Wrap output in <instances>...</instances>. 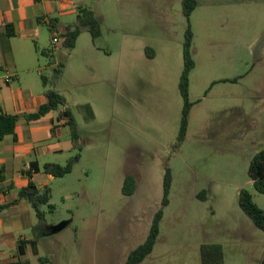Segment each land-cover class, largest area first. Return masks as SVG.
<instances>
[{
  "label": "rangeland",
  "instance_id": "374dc122",
  "mask_svg": "<svg viewBox=\"0 0 264 264\" xmlns=\"http://www.w3.org/2000/svg\"><path fill=\"white\" fill-rule=\"evenodd\" d=\"M182 1L82 0L95 12L101 35L93 39L82 27L73 49L54 44L44 28L43 41L54 52L44 70L48 88L66 98L81 157L70 174L49 181L54 210L41 206L45 220L33 210V224H12L13 233L0 239V262L10 261L20 238L29 237L38 240L28 246L30 264H47L42 258L123 264L162 209L156 245L141 264H202L203 248L212 244L221 245L225 264H264V232L239 205V193L247 189L264 210V194L248 176L252 158L264 149V57L258 46L264 0H198L189 20ZM69 15L64 22L75 23ZM189 25L192 109L178 145ZM77 153L65 150L61 164ZM167 168L173 181L163 207ZM128 176L137 184L129 196L123 193ZM64 222L69 225L59 232H40Z\"/></svg>",
  "mask_w": 264,
  "mask_h": 264
},
{
  "label": "crops",
  "instance_id": "0c3cea01",
  "mask_svg": "<svg viewBox=\"0 0 264 264\" xmlns=\"http://www.w3.org/2000/svg\"><path fill=\"white\" fill-rule=\"evenodd\" d=\"M81 1L0 0V76L13 77L9 84L0 83V113L19 116L15 135L10 134L0 140V206L9 205L0 212L1 240L13 233L12 224H33L34 209L28 200L20 198V191L30 182L40 189L50 187L48 183L55 177L44 171V165L55 163L64 166L61 161L65 150L75 149L66 119L59 118L63 110L70 109L67 103L59 108L57 114L51 111L37 120H28L27 117L46 102L48 86L45 87L43 77L47 80L48 77L44 70L51 67L54 52L43 41L44 28L48 29L53 40L54 32L49 28L51 21H55V32L59 34L75 26L77 21L66 24L64 20L68 13L77 19L79 9L87 8ZM258 46L259 55L264 57V40ZM41 54L50 62L43 64ZM40 232L47 235L50 227ZM20 240L32 239L24 237Z\"/></svg>",
  "mask_w": 264,
  "mask_h": 264
},
{
  "label": "trees",
  "instance_id": "16d2710c",
  "mask_svg": "<svg viewBox=\"0 0 264 264\" xmlns=\"http://www.w3.org/2000/svg\"><path fill=\"white\" fill-rule=\"evenodd\" d=\"M182 6L184 14L189 20L190 16L198 6V0H183ZM82 27H87L89 29L93 39H96L101 35L100 22L95 16V13L87 8H81L79 9V13L77 15L76 25L73 27H68L64 32L60 33L64 38V41L61 45L64 48L73 49L76 46V42L80 36ZM49 28L51 32H55V21L50 22ZM193 39L194 35L189 25L186 30L183 43L184 69L179 82V90L184 101V107L180 133L178 136V145H180L185 139L188 128V119L192 109L189 87L190 74L195 68V61L192 55ZM146 54L149 58H153L155 55L154 50L149 47L146 48ZM43 83L45 87L48 86L47 78L43 77ZM45 97V104L42 105L37 110V112L29 115L27 117L28 120H37L49 114L51 111L56 110L59 106H65L67 102L64 96L52 88L46 89ZM88 108L91 111V107L88 106ZM91 114L93 116L92 111ZM59 118L66 119L67 125L70 128L73 146L79 151V153L71 157L64 166L55 163H47L44 165V171L53 175L55 178H62L70 174L74 165L79 162L81 157L80 152L82 151L81 136L78 130L77 121L72 111L70 109L63 110L60 113ZM18 120V115H9L3 112L0 113V140L4 139L7 135H15V128ZM248 176L253 182L255 190L261 194H264V149L257 152L252 158L248 168ZM172 181L173 176L171 169L167 168L163 182V207L169 204V194L172 187ZM136 185V179L133 176L126 177L123 186V193L127 196L133 195L137 187ZM200 195H206V193L202 192ZM19 196L20 198H24L30 202L40 221L45 220V212H43L41 209L42 205H48L50 211L54 210V206L50 204L52 189L48 186L40 189L34 182H30L26 188L20 191ZM239 205L242 211L252 220L254 225L264 232V210L255 203L253 195L247 189H242L240 191ZM8 207L9 205L0 206V212L7 209ZM163 215L164 212L162 209L155 214L149 235L147 236L146 240L129 253L126 261L123 264H141L153 252L160 234V224L163 219ZM66 223L67 225L65 227L69 225V222ZM29 244L34 246L36 242L30 240H20L18 242V254L6 264H30L29 260L25 259ZM41 261L42 263L52 264L51 260L48 258H42ZM202 264H225L221 245H205L202 252Z\"/></svg>",
  "mask_w": 264,
  "mask_h": 264
},
{
  "label": "built area",
  "instance_id": "2783aa9c",
  "mask_svg": "<svg viewBox=\"0 0 264 264\" xmlns=\"http://www.w3.org/2000/svg\"><path fill=\"white\" fill-rule=\"evenodd\" d=\"M63 41L64 38L59 33L56 32L53 33L54 44H62ZM12 80L13 77L11 75L0 76V83L2 85L9 84Z\"/></svg>",
  "mask_w": 264,
  "mask_h": 264
},
{
  "label": "water",
  "instance_id": "95a60500",
  "mask_svg": "<svg viewBox=\"0 0 264 264\" xmlns=\"http://www.w3.org/2000/svg\"><path fill=\"white\" fill-rule=\"evenodd\" d=\"M67 225L66 222L58 225V226H55V227H50V232L51 233H56V232H59L61 231L62 229H64V227Z\"/></svg>",
  "mask_w": 264,
  "mask_h": 264
}]
</instances>
